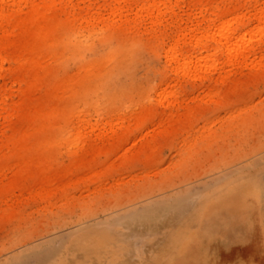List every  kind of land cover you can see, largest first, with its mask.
Returning <instances> with one entry per match:
<instances>
[{
    "label": "rangeland",
    "instance_id": "1",
    "mask_svg": "<svg viewBox=\"0 0 264 264\" xmlns=\"http://www.w3.org/2000/svg\"><path fill=\"white\" fill-rule=\"evenodd\" d=\"M152 1L0 0V264H264L222 202L264 182V0ZM224 15L251 52L201 60Z\"/></svg>",
    "mask_w": 264,
    "mask_h": 264
},
{
    "label": "bare ground",
    "instance_id": "2",
    "mask_svg": "<svg viewBox=\"0 0 264 264\" xmlns=\"http://www.w3.org/2000/svg\"><path fill=\"white\" fill-rule=\"evenodd\" d=\"M123 1H126V0H119V2H123ZM156 1L157 0L152 1L151 6H155L157 4ZM149 9L150 7L147 8V10ZM263 13L264 12H261V14ZM118 14L121 15V13H118ZM156 16H157L156 18L159 17L158 14ZM226 17H227L226 15L223 16V18L221 19V23L218 25L216 29H213L212 26L208 28V31L206 32L205 35L207 37H210V36L214 37L218 35L220 40L217 42V44L213 48L211 49L204 48L205 49L204 55H203L204 57L201 60H205V58L208 57L211 51L213 53H219L224 50L228 58V63L231 64L233 62H238V61L245 59L251 52L252 50L251 47L242 45L240 44L239 40H237L236 34L240 30V28L243 27L242 20L241 19L237 20L236 21L237 25L234 26L229 22V20L226 19ZM156 18H155V23H156ZM197 30H198L197 27H194L192 29L193 32H196ZM198 44H200L199 40H197L196 45ZM178 46L179 44L177 41L173 44V46L170 47L169 55H167V58L169 62L172 63V61H175L177 63L175 67L170 65L171 69L179 71L180 65H182L181 67L183 68L182 69L183 71L182 70L181 71L186 72L187 69L190 67V65L197 64L198 60H195L194 58H191V57H181L180 58L178 54ZM204 47L206 46L204 45ZM117 53H118L117 47H112L110 51L108 52L106 58L107 59L111 58ZM252 183L253 182L250 181L246 185L244 189L245 195L244 194L239 195V196L232 195L237 192L238 186H237V189L234 191H231V189L228 188L227 191H224L222 193L224 196L223 201H222L224 205H226V207L228 206L233 211L236 210V212H239V221H237L236 223V227L238 231H234V233L229 232L227 236L229 238L236 237L239 231L242 229V227L240 226L241 225L240 223L245 224L246 226L250 225L252 227L254 226V222H255L258 225V226L257 225L254 226L256 228L255 233L258 239H260V241L264 243V190H263L264 182L253 183V184ZM240 189L243 192L242 187H240ZM251 193H254L253 198H251L250 200L246 199V196L247 195L249 196ZM230 195H232L233 197L228 198ZM189 217L191 218L190 220L192 221L195 219V218L192 219V216H189ZM187 219L189 220V218H186V220ZM184 233H185V230H184ZM203 234H206L205 230ZM203 236L200 235L199 233L198 239H197L199 240L198 241L199 246L197 247L195 246L194 248L188 247V245H186L185 243H180V244L177 243L176 245L174 244L176 243V239L170 238L168 239V242H166L163 245L158 246L155 256L153 257L155 259L152 258L153 259L152 261H154V264H155V262H158L160 259H163L164 257H166L165 254L168 253L169 256L167 257L166 261L163 262V264H208L207 262L209 261L210 255H209L208 248L205 245V243L209 242V239H211L210 237L212 235L209 234L207 236V239H205L206 235L204 237ZM201 238H203L204 241ZM259 256L261 257V259L264 260V244L259 247ZM149 264H151V261ZM235 264H244V263L236 262Z\"/></svg>",
    "mask_w": 264,
    "mask_h": 264
}]
</instances>
